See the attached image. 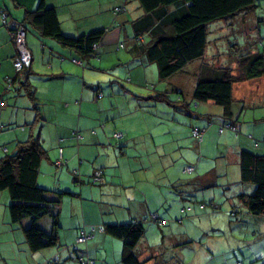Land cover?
Masks as SVG:
<instances>
[{"label": "crops", "instance_id": "0c3cea01", "mask_svg": "<svg viewBox=\"0 0 264 264\" xmlns=\"http://www.w3.org/2000/svg\"><path fill=\"white\" fill-rule=\"evenodd\" d=\"M43 2L46 7L54 8L60 30L66 36L78 37L114 25L119 29L115 40L100 46L96 56L83 57L55 39L41 36L27 24L25 41L30 67L27 72H17L13 67L17 49L12 27L2 26L0 22V155L9 154L19 142L35 138L46 151L39 169L42 164L51 166L44 169L47 184L43 187L61 191L71 174L77 186L71 190L78 192L62 198L57 244L46 249L30 250L23 234L28 220L14 224L9 220L8 225L4 217L8 230L6 239L0 242L6 244L0 263L41 264L57 254L58 264H76V255L68 246L81 231L89 233L92 227L135 221L144 227L135 247L141 264H172V260H164L165 249L190 239L191 231L185 232L184 227L191 230L195 223H201L206 228L205 218H210V210L217 208L207 188L217 180L220 185H229L238 174L240 192L230 189L227 201L233 207L242 202V211L238 215L231 211L229 216L234 221L229 220L224 228L229 230L231 242L234 236H240L241 242L235 248L231 242L221 243L223 227L219 221L211 224L210 218L207 228L212 235L205 243L212 253L208 254L204 246L198 247L191 264H264V216L248 212L245 198L254 186L241 180L239 165L242 149L264 158V127L258 118L264 119V75L234 84L229 121L234 123L238 135L227 126L220 133L219 126L224 121L222 108L211 101L193 100L199 63H191L168 80L162 81L158 75L150 80L152 65L139 56L145 35L134 38L133 32L127 46L121 42L120 26L131 24L143 15L137 0ZM38 3L39 0H0V7L7 12L9 20L22 21L26 12L34 11ZM120 5L126 10L115 16L112 9ZM261 15L257 9L238 14L218 26L215 33L217 36L234 31L242 36L250 34L246 40L251 41L254 36L262 41L261 46L252 47L243 41L242 45L251 54L260 51L264 54ZM216 38L213 40H219V46L227 49L228 41H221V36ZM231 61L234 65L235 60ZM151 83L155 84L151 86ZM157 94H163L171 103L158 102L162 107L156 106L151 97ZM248 109L253 111L252 123L246 121L250 115L243 116ZM192 127L204 128L200 143L191 137ZM114 132L122 133V138H113ZM254 136L262 142H256ZM59 147L66 162L56 167ZM186 166H192L193 170L185 172ZM95 169L103 171L98 185L91 183ZM208 198L210 201L206 203ZM152 213L166 219V226L160 228L144 220ZM43 220L38 226L47 231L50 219ZM91 234L80 245V256L93 259L92 264H122L119 238L100 230ZM14 242L17 248L13 247ZM173 258L175 263L185 264L183 251Z\"/></svg>", "mask_w": 264, "mask_h": 264}, {"label": "trees", "instance_id": "16d2710c", "mask_svg": "<svg viewBox=\"0 0 264 264\" xmlns=\"http://www.w3.org/2000/svg\"><path fill=\"white\" fill-rule=\"evenodd\" d=\"M137 1L143 15L131 23L135 34L133 37L138 38L139 35L149 37L145 43H141L139 56L146 63L156 66L158 77L162 81L182 73L191 63H199V74L195 76L193 100L195 103L211 101L221 107L224 121L219 126V132L221 133L223 128L227 126L237 136L238 131L234 123L229 121L232 116L233 86L235 83L264 75V54L261 51L251 54L245 45L241 44L239 49L238 44L228 41V53L230 58L235 60L236 68L233 69L228 65L223 66V64L220 66L213 63L210 66L205 64L204 56L209 42L207 39L208 34L211 33L208 25L230 18L229 21H231L238 14L252 12L256 9V6H259V4H256L258 0ZM125 10V6L120 5L114 7L112 12L117 16ZM0 13L5 15L4 18L0 16L2 26L10 25L12 27L14 44L17 25L24 29L26 39L27 24H29L36 28L41 36L51 37L60 44L73 48L83 57L96 56L100 46L115 40L119 29L118 25H114L111 28L96 29L78 37L66 36L60 30L54 8L46 7L43 0H39L34 11L26 12L22 21L9 20L7 12L1 7ZM262 20H264L263 17ZM214 32H216V29ZM25 47L28 50L26 41ZM120 47H123V45H120ZM17 55L18 53H16L14 60ZM29 67L30 64L21 70L14 69L17 72H27ZM9 84L10 80L8 81V87ZM99 95L101 97V94ZM151 101L171 103V101L165 100L163 94L152 96ZM194 131L202 132L201 140L194 135ZM92 133L95 132L92 131ZM116 133L118 132L113 133V138L116 140L121 139L123 134L121 133V138H116ZM203 134L204 128L192 127L190 129L191 137L198 143L203 140ZM76 136L78 135L76 134ZM59 150H61V165L56 164L59 160ZM45 155L46 151L39 141L34 138L19 142L14 153H6L0 157V191H6L9 196V220L13 224L25 220L29 221V224L23 228V234L31 251H40L57 244L60 229L58 209L62 198L67 194L62 191H49L37 185L39 166ZM65 162L63 160V149L59 147L58 159L54 164L56 167H61ZM239 165L241 180L254 186L251 194L246 195V198L242 195L241 198L246 199L248 212L253 215L264 216V158L253 151L242 149L239 153ZM187 167L192 166H186L185 168ZM97 172H100V175L99 179L95 180ZM102 177V169H95L91 175V183L98 185ZM48 193L52 197L47 195ZM187 210H189V207H187ZM153 216L156 218H153ZM45 218L50 219V228L47 231L38 226V223ZM144 220L153 222L160 228L167 224L166 219L161 218L156 213L149 214ZM95 230L105 231L122 241V264H141L135 253V247L144 234V227L135 221L122 224H106L105 227H92L89 233L81 231L76 240L68 246L69 250L76 255V264L94 263L93 259L84 258L79 253L80 245L85 244ZM82 235L87 237L86 240L78 242ZM59 262L60 256L56 254L41 264H58Z\"/></svg>", "mask_w": 264, "mask_h": 264}, {"label": "rangeland", "instance_id": "374dc122", "mask_svg": "<svg viewBox=\"0 0 264 264\" xmlns=\"http://www.w3.org/2000/svg\"><path fill=\"white\" fill-rule=\"evenodd\" d=\"M256 4L257 5L259 4V6H256L258 14L261 11V14H262L261 16L264 18V0H258V2ZM230 19L216 21V22L211 23V24L208 25L209 32H211V33L208 34V39H207L209 42L207 44L206 53H205V56H204L205 64H207V65L209 64V66L212 63H214V65L216 64V66L217 65L220 66L219 64H223V66L224 65H228L231 68H232V66L236 65V63L234 65H232V63H231L232 59L230 58V54L228 53V48L227 49H222V46H219V44H218V43H221V42H219V40H213L214 37L215 38L216 37L219 38V36H221V39H220L221 41L224 40V41H229V42L236 43V44H238V48L241 47L242 41L245 44L251 45L252 47H255L256 44H258L259 47L261 46L260 42H262V41L258 40V39L255 40L254 36H252L251 41L250 40H246V37L247 36L250 37V34H248L246 36H242L238 32L234 31L232 33H230V32L229 33H227V32L224 33L223 32V33H220L217 36V34L215 32H213V30H215L218 26H223ZM263 23H264V21H263ZM120 28L122 30V32L120 34L121 42H123L124 44H126L125 46H127L128 45V40L134 35L133 34V30H134L133 26L128 23L126 25H121ZM213 34H216V35L213 37ZM145 38H146V40H148L149 37L145 36ZM238 40H240V41H238ZM214 43L216 45H214ZM110 46L113 49L115 48L114 45H110ZM239 49H238V51H239ZM236 52H237V50H236ZM150 71H151V75L149 76L151 78L150 80L157 79L158 73H157V68H156V66L154 64H152V67L150 68ZM151 84H152L151 86H153V84H155V83H151ZM155 105L162 107L161 104H156L155 103ZM153 106H154V103H152V109H153ZM153 111L154 110H152V112ZM262 111H263V109L260 108L259 109V113L262 114ZM252 113H253V111L248 109L243 114V116L244 115L245 116H249L250 115V118L248 120H246V121H250L251 123L253 122V120H251ZM259 116H261V115H259ZM188 117L189 116L187 115V118ZM158 118H159V116H158ZM158 118L157 117H153V120H156L157 122H160L158 120ZM258 118H260L259 120L262 123L261 125H263V127H264V119H262L261 117H258ZM238 122H241V119ZM263 132H264V130H263ZM254 138H255L256 142H259V141L262 140L260 138H257L256 136H254ZM15 151H16V149H14L13 151H9V154L14 153ZM42 167L39 169V177H38V180H37V185L40 186V187L42 186V188H45L46 190L53 191V192H58V191H56L54 189H51L49 187L48 188L47 187H43V186H45L47 184L46 181H44L46 179V175H45L44 169L46 167L50 168L51 166H50V164H42ZM70 178H71V174H70V177L67 180V183L64 184L63 187H62L63 189H61L62 192L67 193V194H65V197H72V195L78 193V192H74L73 190H71V187L76 188L77 186H75V184L72 181V178L71 179ZM231 180L232 181H230L229 185H220L219 180H217L210 187L207 188L208 191L210 192V194H212V196L210 198L213 199V203L217 205L216 209L210 210V212H209V216H210L211 219L210 218H207V219L205 218L204 223L207 225L206 228L203 227V225L201 223L200 224L195 223L194 224L195 227H192L191 230H190V227H184V228L182 227L185 232H189L190 233V231H191V233L188 234L190 239H188L187 241H182V244L176 245V247H174V246L167 247V249H165V251H164V252H166L165 255H164L165 256L164 260L166 262H169V261L172 260V264H179L177 262L175 263L173 257H174V255L175 256L180 255V252L183 251V261H184L183 263L191 264L192 263V259H191L192 255L197 254L198 253L197 252V248L198 247H202V246H204L205 251L208 254L212 253V251L208 248V246L205 243L208 240L209 236L212 235L211 230H209V228H207L208 225H209V219H210V223L211 224L217 223L219 221L220 225L223 227L222 235H221L222 237L219 238L220 242L221 243L224 242L225 244H227V243L229 244V242H231V240H229V236H228L230 234V232H229L228 229H226L224 227H226V225H227L226 223H228L229 220H231L232 222L234 221V218L233 217L230 218V216H229L230 212L231 211L237 212V215H238V214L241 213L242 207H243V205L241 204L242 202L238 203V204H240V206L236 205V207L235 206L233 207V206H231V203L229 204L228 201H227V196H228V193H230V189L236 190L237 192H240L239 189H237V188L241 187V183L239 182L238 174H236L235 177L233 176ZM47 195L51 196L49 193ZM210 198L206 199L205 202L208 203L210 201ZM6 199H8L7 203H6ZM8 204H9L8 193L6 191H0V242H3V240L6 239L5 238L6 236H4V235H5V231L8 230V226L6 225V222L4 223V220H3L4 217H5V220L8 221V225H10L9 224V216H8ZM4 214H5V216H4ZM43 221L44 220L39 222V225H42ZM157 229H158V232H159L160 228H157ZM197 229H200L201 231L200 230L198 231ZM227 230H228V233H227ZM239 237L240 236H234L233 237L234 240H232L231 243H232V246H234V248L236 246L235 244H238V242H241L239 240ZM5 245L6 244H4V243H0V255L3 254V252H4L3 248H4ZM13 247L17 248L18 244L16 242H14V246Z\"/></svg>", "mask_w": 264, "mask_h": 264}, {"label": "built area", "instance_id": "2783aa9c", "mask_svg": "<svg viewBox=\"0 0 264 264\" xmlns=\"http://www.w3.org/2000/svg\"><path fill=\"white\" fill-rule=\"evenodd\" d=\"M118 10V9H115ZM0 16H2L3 18L5 17V15L3 13H0ZM15 44H16V48H17V57L14 60V68L16 70H21L23 67H28L30 64V54L29 51L26 49L25 47V31L24 29L20 26L17 25V29H16V33H15ZM73 62H76L75 59L72 60ZM100 97V95H98ZM194 135L197 136V138L199 140H201V136H202V132L198 133L197 131H194ZM122 134L121 133H116L115 137L116 138H121ZM57 165H61L62 161H61V150H59V160L56 163ZM193 170L192 167H187L185 168V172L190 173ZM100 175V172L96 173V178L95 180H98ZM153 218H156L155 216H153ZM162 223V222H161ZM164 223V221H163ZM87 237H85L84 235H82L79 239L78 242H83L86 240Z\"/></svg>", "mask_w": 264, "mask_h": 264}]
</instances>
